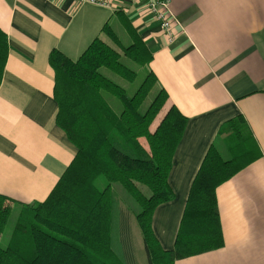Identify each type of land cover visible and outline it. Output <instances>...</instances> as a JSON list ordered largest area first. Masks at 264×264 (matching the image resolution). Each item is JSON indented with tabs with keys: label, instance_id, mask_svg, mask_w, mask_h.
Instances as JSON below:
<instances>
[{
	"label": "crops",
	"instance_id": "0c3cea01",
	"mask_svg": "<svg viewBox=\"0 0 264 264\" xmlns=\"http://www.w3.org/2000/svg\"><path fill=\"white\" fill-rule=\"evenodd\" d=\"M106 1L109 7L0 0V29L8 43L0 83V195L7 199L0 238L15 205L42 202L76 153L55 125L49 54L56 49L75 61L96 37L115 48L100 32L107 23L126 43L134 33L146 44L154 93L163 89L165 109L175 106L187 117L168 175L174 198L152 216L159 245L173 249L208 149L220 127L240 116L261 156L216 189L224 246L174 264H264V0H170L180 34L169 46L141 3ZM217 146L227 157L221 142Z\"/></svg>",
	"mask_w": 264,
	"mask_h": 264
},
{
	"label": "trees",
	"instance_id": "16d2710c",
	"mask_svg": "<svg viewBox=\"0 0 264 264\" xmlns=\"http://www.w3.org/2000/svg\"><path fill=\"white\" fill-rule=\"evenodd\" d=\"M100 32L115 48L96 37L75 61L56 49L49 54L55 125L76 153L42 202L15 205L1 234L0 264H129L114 185L134 200L147 264H174L224 246L216 189L261 156L247 123L237 116L220 127L191 184L173 249L163 250L152 216L174 198L168 175L187 117L175 106L165 109L163 89L144 106L156 77L152 54L137 35L124 45L107 23ZM7 54L0 29V83ZM6 200L0 195V224Z\"/></svg>",
	"mask_w": 264,
	"mask_h": 264
},
{
	"label": "rangeland",
	"instance_id": "374dc122",
	"mask_svg": "<svg viewBox=\"0 0 264 264\" xmlns=\"http://www.w3.org/2000/svg\"><path fill=\"white\" fill-rule=\"evenodd\" d=\"M120 40L123 42L124 45H129L124 41L123 36L120 37ZM142 78L143 77H139L135 88ZM153 94L154 91L152 90V92H150V94L147 96L144 102V106H148L149 102L152 100ZM109 101L115 108H119V104L114 98H110ZM100 182L101 183H99L98 186L102 187L104 183L102 180H100ZM113 189L118 193L122 202V234L128 262L129 264H147L145 252L143 250L142 239L138 227L136 225L135 219L133 217V214L135 212L133 211L134 207H132L133 209L131 208L132 205H135V203L133 202L134 200L119 185H114ZM17 213L18 212H14L11 219H13ZM3 222L4 219L2 218V223ZM11 222H13V220H11Z\"/></svg>",
	"mask_w": 264,
	"mask_h": 264
},
{
	"label": "built area",
	"instance_id": "2783aa9c",
	"mask_svg": "<svg viewBox=\"0 0 264 264\" xmlns=\"http://www.w3.org/2000/svg\"><path fill=\"white\" fill-rule=\"evenodd\" d=\"M77 5L83 3L98 4L109 7L110 3L106 0H71ZM141 3L143 11L155 21L159 27L161 37L167 46L172 45L180 34L177 26L179 21L170 9V0H135Z\"/></svg>",
	"mask_w": 264,
	"mask_h": 264
}]
</instances>
